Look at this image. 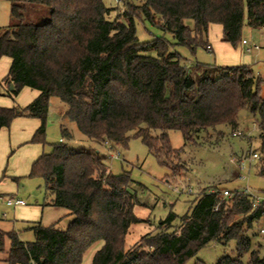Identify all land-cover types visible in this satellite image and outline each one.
Wrapping results in <instances>:
<instances>
[{
    "label": "trees",
    "instance_id": "obj_1",
    "mask_svg": "<svg viewBox=\"0 0 264 264\" xmlns=\"http://www.w3.org/2000/svg\"><path fill=\"white\" fill-rule=\"evenodd\" d=\"M121 2L123 9L104 0H11V23L0 31V59L12 62L0 80V94L16 97L24 87L40 94L25 107H0V131L18 117L38 118L32 142L45 143L51 98L58 97L67 106L64 117L90 140L114 148L141 138L174 177H182L189 168L183 149L172 147L169 131H182L186 142L217 144L225 135L217 126L229 125L234 135L240 113L247 110L258 115L264 161V77L247 65L197 63L189 69L172 49L173 44L194 52L200 45L208 49L204 36L212 24L222 25L224 41L243 44L245 21L264 27V0ZM137 18L172 33L175 43L162 36L141 41ZM62 135L72 138L66 128ZM52 146L33 163L31 175L44 177L49 204L74 217L66 229L58 222H34L33 241L8 233L7 264H82L98 241L103 245L92 264H185L209 243L231 240L237 256L226 255L217 264H264L248 234L264 208L250 195L225 197V188L218 186L204 190L179 225L171 210L155 230L126 246L132 225L146 221L135 213L141 202L129 173H113L98 150H75L65 140ZM4 236L0 232V250Z\"/></svg>",
    "mask_w": 264,
    "mask_h": 264
},
{
    "label": "rangeland",
    "instance_id": "obj_2",
    "mask_svg": "<svg viewBox=\"0 0 264 264\" xmlns=\"http://www.w3.org/2000/svg\"><path fill=\"white\" fill-rule=\"evenodd\" d=\"M134 1L142 3L144 0ZM104 3L108 7L124 8V3H118L117 0H104ZM11 9V0H0V31L11 23ZM115 15L116 12H113L111 17ZM188 23L193 24L192 20H188ZM136 27L137 35L143 42L162 36L175 43L172 33L163 31L148 20L137 18ZM222 36V25L212 24L208 34L204 36V42H208L211 48L206 49L205 45H200L194 52L186 45L173 44L172 49L181 55V63L189 69H194L197 63L222 67L247 65L257 75L264 77V27H252L245 21L242 38L248 41L247 45L239 44L234 47L224 41ZM255 45H259V48H254ZM248 47H251L250 51H247ZM10 66V57L0 59V80L6 77ZM261 94L264 97V84ZM38 95L37 89L29 87H24L16 97L0 94V107H25ZM66 109V104L60 98H51L45 143L32 142L31 137L25 143L6 146L15 129L14 120L9 127H5L4 132L0 131V232L5 233L4 249L0 250V264H7L6 259L9 257L11 240L8 233L15 231L22 240L33 241L35 235L30 227L34 222L46 226L58 222L61 229H66L74 217L69 214L68 209L49 204L52 196L46 190L44 177L31 175L33 163L42 154L52 152L54 143L64 140L62 123L73 133L71 139L65 138L70 147L75 150H98L113 173H129L134 181L132 189L136 190L141 202L136 205L135 213L146 221L132 225L126 237V246L137 242L143 234L155 230L171 210L177 214L175 224L179 225L181 217L191 211L200 194L204 190L212 191L216 186L229 189L232 196L236 192L247 191L254 197L256 206L261 204L264 208V175L260 174L264 161L260 130L256 124L258 115L247 110L240 113L237 129L242 132L240 136L232 135L229 125L217 126V130H223L225 135L213 145L186 142L182 131L170 130L171 145L176 149H183L181 158L189 168L184 176L174 177L173 170L162 164L141 138L133 136L127 146H100L88 140L74 121L64 117ZM24 120L28 123L39 122L38 118L32 117H24ZM216 138L215 132L211 139L215 142ZM253 153L259 156L253 158ZM9 197L23 199L26 204L9 206L6 203ZM263 227L264 215L248 232L252 239V249L260 250L262 258L264 233L260 230ZM102 245L103 241L92 245L85 252L82 264H92L94 254ZM236 246L235 240L227 244L211 242L185 264H217L226 255L236 257ZM249 256V253L244 256L245 262L249 260Z\"/></svg>",
    "mask_w": 264,
    "mask_h": 264
},
{
    "label": "crops",
    "instance_id": "obj_3",
    "mask_svg": "<svg viewBox=\"0 0 264 264\" xmlns=\"http://www.w3.org/2000/svg\"><path fill=\"white\" fill-rule=\"evenodd\" d=\"M212 48H213V46H212ZM11 62H12V60H11ZM39 94H40V92H39ZM14 121H15V123H14L15 124V129H14V131L11 132L10 142L6 146L9 145V146L13 147V145H15L16 143H25V141L27 142L31 137H33L32 135H34V133H35L34 131L37 130V128L40 126V123H41L40 120H39V122H36V123H28L27 120H24V117L16 118ZM63 128H66V129H68L70 131V129L68 127H66L65 124L62 123L61 132H62ZM4 129H5V127L2 128L1 133L4 132ZM71 134H72V137H73V133L72 132H71ZM62 139H64L63 135H62ZM87 139L89 140V138H87ZM4 140L5 139L3 137V143H2L3 147H4V144H5Z\"/></svg>",
    "mask_w": 264,
    "mask_h": 264
},
{
    "label": "built area",
    "instance_id": "obj_4",
    "mask_svg": "<svg viewBox=\"0 0 264 264\" xmlns=\"http://www.w3.org/2000/svg\"><path fill=\"white\" fill-rule=\"evenodd\" d=\"M122 0H117L118 3H120ZM243 44L247 45L248 41L246 39H243ZM208 48H211V45L208 46ZM254 48H259V45H255ZM251 47L247 48V51H250ZM234 135L240 136L242 135V132H240L239 130H236L234 133ZM105 144L107 145L108 148H110V144L108 141L105 142ZM259 155L257 153H253L252 157L253 158H257ZM238 193H243V194H247L250 195L247 191H242V192H238ZM233 193H230L229 189H225L223 190V196L228 197V196H232ZM252 198H254L252 195H250ZM7 205L12 206V205H25L26 202L23 199H19V198H15V197H9L6 200ZM254 205L256 206V202L254 203ZM261 233H264V227L261 228L260 230Z\"/></svg>",
    "mask_w": 264,
    "mask_h": 264
},
{
    "label": "water",
    "instance_id": "obj_5",
    "mask_svg": "<svg viewBox=\"0 0 264 264\" xmlns=\"http://www.w3.org/2000/svg\"><path fill=\"white\" fill-rule=\"evenodd\" d=\"M13 87H14V85H13V84H11V89H13Z\"/></svg>",
    "mask_w": 264,
    "mask_h": 264
}]
</instances>
